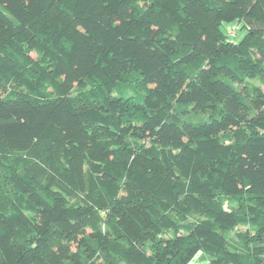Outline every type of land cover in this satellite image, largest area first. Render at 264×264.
<instances>
[{
  "label": "trees",
  "instance_id": "1",
  "mask_svg": "<svg viewBox=\"0 0 264 264\" xmlns=\"http://www.w3.org/2000/svg\"><path fill=\"white\" fill-rule=\"evenodd\" d=\"M200 253L264 264V0H0V264Z\"/></svg>",
  "mask_w": 264,
  "mask_h": 264
},
{
  "label": "rangeland",
  "instance_id": "2",
  "mask_svg": "<svg viewBox=\"0 0 264 264\" xmlns=\"http://www.w3.org/2000/svg\"><path fill=\"white\" fill-rule=\"evenodd\" d=\"M231 26H233V23H230L227 25V27L229 28ZM233 35H235L234 32H233ZM243 35L244 33L240 31L238 35L234 38V40L239 41L243 37ZM224 202H225V206L228 208V206L230 205V200H224ZM240 229L243 231L247 230L246 228H240ZM207 262H209V257L205 255L204 253L198 254L193 260V264H205Z\"/></svg>",
  "mask_w": 264,
  "mask_h": 264
}]
</instances>
